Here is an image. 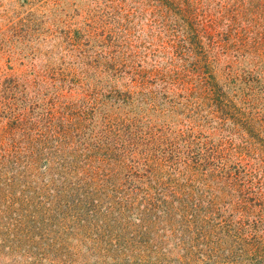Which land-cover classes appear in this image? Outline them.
I'll use <instances>...</instances> for the list:
<instances>
[{
	"label": "rangeland",
	"instance_id": "rangeland-1",
	"mask_svg": "<svg viewBox=\"0 0 264 264\" xmlns=\"http://www.w3.org/2000/svg\"><path fill=\"white\" fill-rule=\"evenodd\" d=\"M0 264H264V0H0Z\"/></svg>",
	"mask_w": 264,
	"mask_h": 264
},
{
	"label": "trees",
	"instance_id": "trees-1",
	"mask_svg": "<svg viewBox=\"0 0 264 264\" xmlns=\"http://www.w3.org/2000/svg\"><path fill=\"white\" fill-rule=\"evenodd\" d=\"M105 140L107 141V142H109V143H113L114 141H113V139H110V138H105ZM130 140V139H129ZM113 141V142H112ZM131 141V140H130ZM98 147H101L100 148V150H107L106 152H111V150H110V148H109V145H107V143H105V142H102V145L101 144H99L98 145ZM109 152V153H110ZM169 212V211H168ZM176 215H178L175 211H173V208H171L170 209V213H169V215H168V217L170 218L169 220L171 221H174L175 222V220H174V217L176 216ZM179 220L177 221V222H180V224L182 225V226H186L187 225V222H191V221H189V220H191V216H190V214H180L179 215ZM190 218V219H189ZM143 224H145L144 223V221H143ZM233 226V224L232 223H230V224H227V227L228 228H231ZM216 228H218V226H215Z\"/></svg>",
	"mask_w": 264,
	"mask_h": 264
}]
</instances>
